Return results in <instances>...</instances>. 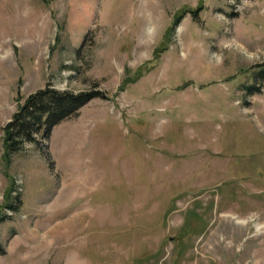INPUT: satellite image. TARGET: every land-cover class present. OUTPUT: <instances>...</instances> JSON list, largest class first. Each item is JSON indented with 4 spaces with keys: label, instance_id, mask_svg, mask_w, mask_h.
I'll return each instance as SVG.
<instances>
[{
    "label": "rangeland",
    "instance_id": "rangeland-1",
    "mask_svg": "<svg viewBox=\"0 0 264 264\" xmlns=\"http://www.w3.org/2000/svg\"><path fill=\"white\" fill-rule=\"evenodd\" d=\"M262 64L264 0H0V264H264ZM46 84L105 98L5 160Z\"/></svg>",
    "mask_w": 264,
    "mask_h": 264
},
{
    "label": "trees",
    "instance_id": "trees-1",
    "mask_svg": "<svg viewBox=\"0 0 264 264\" xmlns=\"http://www.w3.org/2000/svg\"><path fill=\"white\" fill-rule=\"evenodd\" d=\"M193 13L184 11L183 13ZM179 15L175 24L180 21ZM258 72L264 80V64ZM94 98H105L100 91H60L49 84L21 98H16L17 108L2 128L3 158L8 159L24 144L38 145L46 140L51 130L62 121L75 117L78 110ZM6 207L13 208L11 204Z\"/></svg>",
    "mask_w": 264,
    "mask_h": 264
}]
</instances>
